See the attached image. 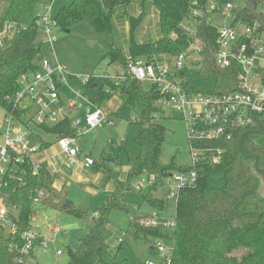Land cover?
<instances>
[{
  "label": "trees",
  "instance_id": "trees-1",
  "mask_svg": "<svg viewBox=\"0 0 264 264\" xmlns=\"http://www.w3.org/2000/svg\"><path fill=\"white\" fill-rule=\"evenodd\" d=\"M44 1L0 0V30L6 22H14L26 29L8 41L6 48L0 47V107L7 112L13 111L12 98L18 91L20 76L37 71L39 62L46 56L45 45L37 39L39 29L35 13ZM139 1L141 13L137 16L130 11L136 0H73L69 6L61 8L55 17L57 28L64 31L86 22L96 34L103 37L107 50L102 59L107 60L109 66L117 67L116 79L103 80V84L98 87L94 106L103 108L116 93H120L123 104L138 113L136 142L141 148L139 153L128 152L126 165L129 171L125 181L121 179L120 171L116 170L118 160L110 151H104L100 157L87 155L92 170L102 174L105 182L113 186L112 194L96 212L97 215H87L78 209L70 200L67 186H63L62 190L56 189L52 173L45 166L40 168L37 176L30 173L25 186L17 187L15 184V190H8L10 202L19 208V232L30 228V218L35 212L47 210L90 221L91 230L81 239L78 249H68L70 259L67 264H131L129 260L109 263L104 258L110 251L109 241L113 235L110 230L111 213L120 206V200L127 192L135 191L130 185L131 181L142 175L156 176L157 181L149 186L150 194L146 201L157 215H161L160 211L166 210L170 201L153 199L152 191L161 185L164 187L163 181L173 173L193 169L190 166L176 168L174 164L165 166L160 162L165 141V129L155 121L158 114L164 113L156 105L160 93L154 86L145 88L126 73L129 58L151 60L164 54L177 56L188 50V37L184 36L180 24L189 16L192 0ZM219 2H242L244 8L233 10L237 21L259 23L264 32L261 0ZM5 3L7 7L1 10ZM150 7L157 10L160 37L151 42H140L139 30ZM115 23L119 26L128 23L129 45L126 54L117 43ZM200 24L196 36L203 46L202 70L219 77L216 93L236 90V68L221 69L215 63L214 54L218 49L216 29L207 24V18H201ZM173 32L179 34V39L169 38ZM262 77L264 84V72ZM75 81H71L72 85H75ZM257 118L250 128L235 130L231 139L205 144L222 149L221 161L217 165L205 162L195 167L198 175L196 186L181 191L176 203L175 233L165 234L139 225L137 211H134L135 215H130L132 219L129 227L134 229L138 237L161 239L173 247L171 264H264V199L257 193L260 182L253 172L264 178V117ZM42 130L53 136L57 143L62 137L78 138L77 129L69 117ZM38 141L41 142L42 151L54 144L42 138H38ZM39 192H44V197L35 202ZM18 240L22 244L19 237ZM123 243H120V247ZM15 244L12 236L0 235V264H19L15 262L18 253L12 249Z\"/></svg>",
  "mask_w": 264,
  "mask_h": 264
},
{
  "label": "built area",
  "instance_id": "built-area-1",
  "mask_svg": "<svg viewBox=\"0 0 264 264\" xmlns=\"http://www.w3.org/2000/svg\"><path fill=\"white\" fill-rule=\"evenodd\" d=\"M55 0H46L38 6L36 13L39 31L46 35V45L49 57H44L39 62V69L27 72L20 76L18 91L12 98L13 111L7 112L3 121L4 127L0 130V235L12 236L16 241L12 249L18 253L16 263H26L36 247L48 250L51 244H56V239L42 237L37 230L41 212H35L30 220V228L19 232L18 214L12 209H19L10 202L8 190L26 185L30 176L39 175L43 166L39 161L41 138L37 129L53 126L69 117L70 111H84V97L82 92L76 90L72 80L86 85L90 77L71 75L66 68L56 60L55 45L57 38L54 29L57 28L53 16V3ZM191 12L180 24V29L188 37L189 47L185 53L177 56L164 54L151 60L143 58H129L126 73L142 84H151L160 93L156 101L163 111L174 110L178 112L187 126L190 138V152L192 164L189 171L173 173L166 178L164 188L167 189L166 198L178 202L181 191L196 186L198 179L195 167L202 163L217 165L221 161L222 149H215L205 144L229 140L235 130L247 129L253 126L258 116L264 117V32L259 23H245L237 21L233 15L234 4H221L213 6L211 0H192ZM222 12L232 19L229 27L215 26L209 22V15ZM260 12L264 14V0L260 3ZM201 18H207V24L212 25L217 32L218 49L214 54L216 66L221 69L236 68L237 89L226 93L197 92L191 89L190 82L186 80V70L203 67V46L197 39ZM26 30L14 22H6L0 30V47L6 48L7 42L16 35ZM170 39H179V34L173 32ZM50 55L53 59L50 58ZM100 79L114 78L110 75L99 76ZM66 88L78 97V101L65 104L62 100L60 88ZM89 110L82 117L71 120L74 128L83 125L85 133L92 132L104 125H112L109 114L102 108L89 104ZM93 107V110L91 111ZM61 153L66 155L72 164H77L80 158L77 139L62 137L58 143ZM145 181V184H143ZM138 184L137 190L141 191L147 185H154L157 181L155 175L147 176ZM16 187V186H15ZM44 197V192H39L35 202ZM97 215V214H95ZM141 226L157 228L170 234L175 233L176 219L163 218L153 214L148 219L138 221ZM50 226V225H49ZM58 235L63 229L58 226L51 227ZM18 237L22 244H20ZM125 237V236H124ZM18 240V241H17ZM123 241V240H122ZM120 240L119 243H122ZM158 252L163 256L167 253L165 264H171L173 247H167L164 240H153ZM153 248V247H152ZM57 256H63V251L58 250ZM153 264V263H146Z\"/></svg>",
  "mask_w": 264,
  "mask_h": 264
},
{
  "label": "rangeland",
  "instance_id": "rangeland-1",
  "mask_svg": "<svg viewBox=\"0 0 264 264\" xmlns=\"http://www.w3.org/2000/svg\"><path fill=\"white\" fill-rule=\"evenodd\" d=\"M73 0H55L53 3V16L56 17L58 11L67 7L72 3ZM213 6L221 5L219 0H211ZM242 2H237L234 4L236 10H241L243 7ZM7 7V3L1 6V10ZM130 11L134 16L141 13L140 1L136 2L131 6ZM121 11L119 10V13ZM131 14V15H132ZM157 10L155 8H149L147 16L143 21V25L140 28V38L138 41L151 42L155 38L160 37V26L157 24ZM209 22L215 26H225L229 27L232 24V19H229L227 15L222 12H216L209 15ZM118 30L117 43L121 49L124 50L125 54L128 50L129 45V26L128 23L125 26H119L115 23ZM54 35L57 38L55 45V57L58 62L65 66L66 71L71 75H81L84 77H90V82L86 85L78 82L75 84L76 90L82 92L84 97V107H88L89 104L93 102L95 97L98 95V89H92L91 86L94 83L99 85L103 84V79L96 76L103 75L107 76L114 73L116 66H109L107 60H103L102 57L106 53L107 47L104 43L103 37L95 33L92 27H90L86 22H81L75 24L70 31H64L63 29H54ZM38 42H43L46 45V35L43 31L38 33ZM50 58L52 56L50 55ZM186 80L189 81L191 89L193 91L199 92H214L219 89V77L210 75L203 70L194 67L192 70H186ZM145 88L152 86L151 84H143ZM221 86V85H220ZM63 88L61 91H64ZM70 101H78V97L70 92ZM164 113L158 114L156 120L165 129V141L162 147V155L160 157V162L165 166L173 165L176 168H188L192 164V152H190V138L187 132V126L185 122L181 119L178 112L174 110H166ZM7 115V110L0 107V130L4 127L3 121ZM78 116L77 110L70 111V117L73 118ZM138 113L131 107L124 105L123 111L118 115H113L111 122H115V126L112 124L104 125L103 128H97L96 130L85 133L82 130L85 127V123L78 127V138L77 146L79 147V152L86 155H93L95 157H100L101 153L104 151H110L115 158L118 160V164L115 168L120 171L123 180H126L128 169L127 160L128 152L139 153L140 146L136 142L137 139V119ZM37 132L41 135L43 140H48L53 142V146L50 148L52 150H59L60 147L56 142L55 138L43 132L40 128ZM38 143L40 141L36 140ZM264 141V139H263ZM45 149L44 152L49 153V149ZM45 153V154H46ZM65 159H68L64 155ZM86 158V157H85ZM84 158V159H85ZM87 161V159H86ZM67 166V165H66ZM65 169V178L67 187L70 190L69 197L70 200L75 203L76 207L85 214L95 215L96 212L103 207L106 203L110 194L113 191H109L110 187L105 182L97 184V186L92 185L90 182V176L87 181H77L76 177H73L76 173L80 172L79 169L72 170ZM73 174V176H71ZM147 179L146 175L134 178L130 185L135 188V191L127 192L126 195L120 200L121 204L117 209L113 210L111 213V227L110 230L113 233L109 241V253H106L104 258L107 262H121L124 260H129L131 264H165L167 258V253L163 256L158 252L157 245L154 241L149 238L137 236L134 229L129 227L131 222L130 215H135L139 217L138 221L143 219H149L152 214H156V211L149 205L146 201V197L149 196L150 190L147 185L142 188L141 191L136 190L139 183ZM59 176L55 177L56 184L59 183ZM164 183V181H163ZM162 183V184H163ZM145 184V181H143ZM85 189H87L85 191ZM167 189L162 185L156 190H153L151 195L155 200L166 199ZM168 208L166 210L160 211L163 218L172 219L174 218L176 210V202L170 201L167 203ZM14 214L19 213V209H12ZM139 210V211H138ZM41 221L40 225H45L48 221L50 227L59 226L63 229L64 236L60 237L57 242L58 249L64 251V257L57 258L53 257V261L49 263L43 262L41 259L35 261V258H30L26 262L27 264H67L70 259L69 250L76 251L80 245L81 239L88 235L91 230L90 221L82 218H73L66 214H61L55 210H47L40 214ZM139 224V223H138ZM148 227V226H146ZM157 230V228H154ZM165 234H170L171 232L163 231ZM45 234L49 235L51 233L48 231ZM47 236V237H49ZM125 236V237H124ZM120 240L122 241V246L120 247ZM167 247L171 245L166 244ZM154 250L152 251L151 249Z\"/></svg>",
  "mask_w": 264,
  "mask_h": 264
},
{
  "label": "crops",
  "instance_id": "crops-1",
  "mask_svg": "<svg viewBox=\"0 0 264 264\" xmlns=\"http://www.w3.org/2000/svg\"><path fill=\"white\" fill-rule=\"evenodd\" d=\"M126 24L127 23H122L121 25L122 26H125ZM157 24H158V16H157ZM139 38H140V35H139ZM43 44L45 45V43H43ZM44 50H45L46 57H49V54L47 52V45L44 46ZM115 72H116V69H115L114 73L110 74V76L111 77H114L116 75ZM101 76H103V75H101ZM94 85H97L99 87V84L98 83H94L92 86H94ZM92 86H91V88H92ZM63 88L64 87L60 88V91L59 92L61 93L63 102L65 104H67L68 103V100L70 98V93L68 92V90L66 88H64L65 89L64 91H61ZM92 89H94V88H92ZM96 89H98V88H96ZM93 102H94V100H93ZM124 105L125 104H123V101L121 99L120 93H116L113 96V98L111 100H109L108 103L105 106H103L102 109L105 111V113L109 114L110 119H111L113 117V115H118V114H120L123 111ZM88 110H89V107H86L84 111L77 112V115L78 116H76V117H82L86 112H88ZM92 110H93V107H92L91 111ZM76 117L73 116V118H76ZM69 118L71 120L73 119V118L70 117V115H69ZM113 125L115 126V122H114ZM101 128L102 129H105L103 127H101ZM51 149L52 148L49 149V153H46V151L45 152L42 151L38 156H39V161L42 163V165L45 166V167H47L48 170L51 171L52 176H53V181H54L53 186L56 189L62 190L63 186H67V183L68 182L66 181V178H65V172L67 171L68 173H70L69 170H67V169H72V170L75 169L77 171L79 169L80 172L76 173L74 176H73V174L71 175L73 177H76L78 182L84 181V180L87 181L88 177L90 176V182L89 183H92V185L97 186V184L99 185V184H101V182H103L105 180L104 179V176L102 174L97 173L95 170H92V168L89 165V162H88V159H87V155L85 156L81 152V150L79 152L80 158H79L78 163L77 164H72V162H70L68 159H65L64 158V155L61 153V150L60 149L59 150H55L54 149L52 151H51ZM86 159H87V161H86ZM65 169H66V171H65ZM127 169H128V167H127ZM128 171H129V169H128ZM56 176H59V180L60 181H59L58 184H56V182H55V177ZM121 179H122V177H121ZM123 181H125V180H123ZM107 186L110 187L109 191H113V186L111 185V183L108 184ZM86 190L87 189H85V191ZM69 193H70V190H69ZM39 219L40 220L38 221V224H37V230L40 233V235H42V237H45L46 239H48V238H50V236L47 235V234H45V232L46 231L47 232L49 231L51 233V236H55L54 239H56V244H51L49 246L48 250H45V251L44 250H41L38 247H36L35 250H34V252H33V255L30 258H33L34 257L36 262L39 261V259H41L43 262H46V263H49V261L52 262L54 260L53 259L54 256L57 257V258H61L62 259L64 257V251H63V256H61V257L57 256V252L59 250L58 249V246H57V242H58V239L60 237H62V236L65 235V233L62 232V233L56 235L53 232L52 228L49 225L47 226L48 221H47V223L45 225H40V221L42 219H41V217H39ZM47 236H49V237H47ZM51 239H53V237H51Z\"/></svg>",
  "mask_w": 264,
  "mask_h": 264
},
{
  "label": "water",
  "instance_id": "water-1",
  "mask_svg": "<svg viewBox=\"0 0 264 264\" xmlns=\"http://www.w3.org/2000/svg\"><path fill=\"white\" fill-rule=\"evenodd\" d=\"M92 88H98V86L94 85V86H92ZM253 172H254V176L257 178L258 182H260L259 190L257 191V193L260 197H262V199H264V178L260 174L255 172L254 170H253ZM151 250L153 251L154 248Z\"/></svg>",
  "mask_w": 264,
  "mask_h": 264
}]
</instances>
